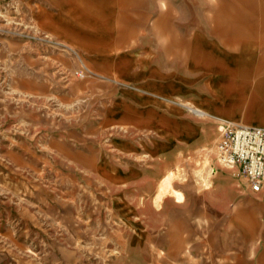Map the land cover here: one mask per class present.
Here are the masks:
<instances>
[{
  "label": "crops",
  "instance_id": "0c3cea01",
  "mask_svg": "<svg viewBox=\"0 0 264 264\" xmlns=\"http://www.w3.org/2000/svg\"><path fill=\"white\" fill-rule=\"evenodd\" d=\"M220 5L216 0H72L61 5L49 24L40 21L51 36L83 54L102 77L135 87L124 90L102 119V127L122 128L133 136L116 142L118 156L104 149L96 153L83 145L84 135L92 132L87 128L84 134L68 135L67 142L52 138L51 158L21 163L53 165L54 178L70 183L77 178L62 174V164L92 165L94 179L102 182L110 205L124 220L146 214L149 228L157 229L159 223L172 228L176 214L181 217L177 227L185 231V214L192 212L199 220L208 216L214 223L209 244L219 254L213 264H264V190L250 192L239 177L242 183L235 185L232 172L217 163L214 187L192 190V204L185 205L181 193L172 190L169 196L176 205L168 199L162 209L156 205L165 196L158 194L159 182L161 189L167 188L166 175L177 165L189 167L193 162L187 155L208 145L206 134L213 124L192 120L190 112L227 127L264 129V29L261 39L252 35L234 45L222 43L220 30L191 34L189 23L185 31L173 27L179 20L220 21ZM54 192L61 193V187ZM142 198H148L144 204ZM140 241L134 238V244ZM159 243L154 236L147 241L150 246ZM174 243L165 245L169 250ZM232 251L237 254L232 260L222 256ZM148 260L156 258L151 253L129 258L133 264Z\"/></svg>",
  "mask_w": 264,
  "mask_h": 264
},
{
  "label": "rangeland",
  "instance_id": "374dc122",
  "mask_svg": "<svg viewBox=\"0 0 264 264\" xmlns=\"http://www.w3.org/2000/svg\"><path fill=\"white\" fill-rule=\"evenodd\" d=\"M71 1L0 0V264H133L129 258L134 253L153 254L156 261L145 264H213L219 254L209 244L214 223L208 216L199 220L192 212L185 214V231L177 227L181 217L176 214L174 227L159 223L151 229L145 225L146 214L124 220L112 208L108 191L92 175V165L62 164V174L77 178L70 183L54 178L53 165L21 163L51 158L52 138L67 142L68 135L84 134L87 128L92 132L84 135L83 145L96 153L104 149L118 156L116 142L133 136L122 128L102 127V119L124 90L135 87L102 77L83 54L40 26L49 24L61 5ZM219 1L222 20L173 21L175 31H185L189 23L191 34L220 30L226 44L243 43L252 35L261 39L264 0ZM161 24L165 29L166 22ZM189 114L214 128L206 134L208 145L187 155L193 164L177 165L169 172L167 188L161 189L159 182L158 194L165 193L156 204L159 210L167 199L176 205L169 196L172 190L190 205L196 199L192 190L215 185V146L227 124ZM233 179L241 185L242 180ZM59 187L61 193L54 192ZM47 191L48 196L43 194ZM150 236L163 243L150 246ZM135 237L141 238L140 244H134ZM166 241L175 242L169 250ZM236 255L222 254L229 260Z\"/></svg>",
  "mask_w": 264,
  "mask_h": 264
},
{
  "label": "built area",
  "instance_id": "2783aa9c",
  "mask_svg": "<svg viewBox=\"0 0 264 264\" xmlns=\"http://www.w3.org/2000/svg\"><path fill=\"white\" fill-rule=\"evenodd\" d=\"M215 157L216 163L241 178L250 192L264 190V129L229 125L216 143Z\"/></svg>",
  "mask_w": 264,
  "mask_h": 264
},
{
  "label": "bare ground",
  "instance_id": "6f19581e",
  "mask_svg": "<svg viewBox=\"0 0 264 264\" xmlns=\"http://www.w3.org/2000/svg\"><path fill=\"white\" fill-rule=\"evenodd\" d=\"M198 113V112H197Z\"/></svg>",
  "mask_w": 264,
  "mask_h": 264
}]
</instances>
